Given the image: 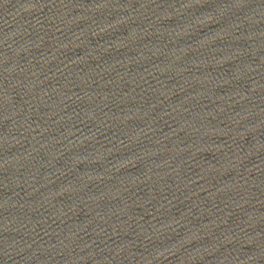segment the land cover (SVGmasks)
I'll list each match as a JSON object with an SVG mask.
<instances>
[{"label":"water","instance_id":"1","mask_svg":"<svg viewBox=\"0 0 264 264\" xmlns=\"http://www.w3.org/2000/svg\"><path fill=\"white\" fill-rule=\"evenodd\" d=\"M232 0H0V125L119 52Z\"/></svg>","mask_w":264,"mask_h":264}]
</instances>
